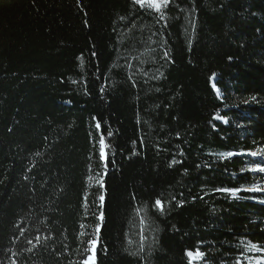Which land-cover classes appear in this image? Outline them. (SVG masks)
I'll list each match as a JSON object with an SVG mask.
<instances>
[{
    "label": "trees",
    "instance_id": "16d2710c",
    "mask_svg": "<svg viewBox=\"0 0 264 264\" xmlns=\"http://www.w3.org/2000/svg\"><path fill=\"white\" fill-rule=\"evenodd\" d=\"M164 12L0 0V264H79L89 240L96 264L197 248L250 264L264 248V191H217L264 188L241 171L264 160L220 155L264 148V0Z\"/></svg>",
    "mask_w": 264,
    "mask_h": 264
},
{
    "label": "snow or ice",
    "instance_id": "6c2138e0",
    "mask_svg": "<svg viewBox=\"0 0 264 264\" xmlns=\"http://www.w3.org/2000/svg\"><path fill=\"white\" fill-rule=\"evenodd\" d=\"M132 3H133V5H139L140 9H143V10H146L149 12H154V13L158 14L159 18L163 20V19H165L164 10L169 7V5L172 3V0H132ZM164 58L168 59V53L167 52L164 53ZM214 78H215V76L213 74V77H210V79H214ZM213 87H215L214 84H213ZM253 99H255V98L253 97ZM213 119H222V117L219 115V113H217V115L214 116ZM225 123H227V121H225ZM96 128L97 129L100 128L99 122H97ZM99 144H100V156H101L102 160L105 162V168H107V156H106V152H105L106 146H105V141H104L103 136H101V138L99 140ZM220 155L222 157L223 156L232 157V156H236V155H244V156L259 157L261 160H264V148H258L255 151H245V152H240V153H236V152L221 153ZM241 171H251V172H258V173L264 174V164H257L255 167L242 169ZM101 186H103L102 181H101ZM242 190L255 192V191H264V188H261L260 185H254L253 187H251L249 189H241V188L217 189V191L229 193L234 198H236L237 193H239ZM103 199H104V197L101 196L100 197L101 206L103 205ZM155 206L157 207V209L159 211H161V212L164 211V207H163L161 200L157 199L155 201ZM99 219L101 221L103 220V214H101ZM99 230H100L99 225H97V227L95 229L97 234L99 233ZM37 240H39V237H37ZM29 243H31V241H29ZM96 243H97L96 240H89L87 242L86 247H85V253L86 254L84 256V259L81 260L79 262V264H96V260H95ZM249 250L250 251H256V252H264V249L260 248L257 244H250ZM140 251L141 252L143 251V244H141ZM185 254L189 259V264H193L194 261H197V262L202 261L204 256H205V253L200 251L199 248H197V250L195 252H193L191 250H186ZM237 264H239V262H237ZM255 264H264V257L256 258Z\"/></svg>",
    "mask_w": 264,
    "mask_h": 264
},
{
    "label": "rangeland",
    "instance_id": "374dc122",
    "mask_svg": "<svg viewBox=\"0 0 264 264\" xmlns=\"http://www.w3.org/2000/svg\"><path fill=\"white\" fill-rule=\"evenodd\" d=\"M217 95L220 97V95H219V93L217 92ZM221 98V97H220ZM216 121H220V122H224V120L223 119H216ZM104 141H105V146H106V142H107V139H104ZM105 150H106V147H105ZM251 159H253V160H256V161H258V162H260V161H262L259 157H252V156H249ZM258 164H261V162L260 163H258ZM251 167H255V166H248V168H251ZM255 173H258V172H255ZM261 174V173H260ZM264 175V174H263ZM256 192H262V191H256ZM96 248H97V243H96V247H95V253H96ZM264 249V248H263ZM254 254L257 256V257H253L252 258V260H251V262H250V264H255V260H256V258H260V257H264V252H254ZM187 259H188V257H187ZM188 261H189V259H188ZM193 264H205V262H204V258H203V260L202 261H194L193 262Z\"/></svg>",
    "mask_w": 264,
    "mask_h": 264
},
{
    "label": "water",
    "instance_id": "95a60500",
    "mask_svg": "<svg viewBox=\"0 0 264 264\" xmlns=\"http://www.w3.org/2000/svg\"><path fill=\"white\" fill-rule=\"evenodd\" d=\"M216 91V90H215ZM99 232H100V230H99Z\"/></svg>",
    "mask_w": 264,
    "mask_h": 264
}]
</instances>
